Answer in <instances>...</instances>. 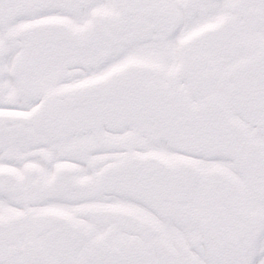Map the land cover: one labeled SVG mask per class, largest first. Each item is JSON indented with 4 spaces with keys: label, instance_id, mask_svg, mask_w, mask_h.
Instances as JSON below:
<instances>
[{
    "label": "snow or ice",
    "instance_id": "1",
    "mask_svg": "<svg viewBox=\"0 0 264 264\" xmlns=\"http://www.w3.org/2000/svg\"><path fill=\"white\" fill-rule=\"evenodd\" d=\"M0 264H264V0H0Z\"/></svg>",
    "mask_w": 264,
    "mask_h": 264
}]
</instances>
